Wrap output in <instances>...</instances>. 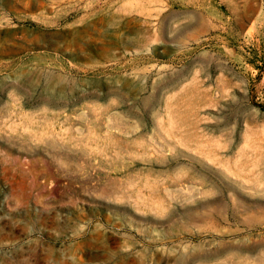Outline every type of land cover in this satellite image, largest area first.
<instances>
[{
    "label": "rangeland",
    "instance_id": "rangeland-1",
    "mask_svg": "<svg viewBox=\"0 0 264 264\" xmlns=\"http://www.w3.org/2000/svg\"><path fill=\"white\" fill-rule=\"evenodd\" d=\"M0 264H264V0H0Z\"/></svg>",
    "mask_w": 264,
    "mask_h": 264
}]
</instances>
